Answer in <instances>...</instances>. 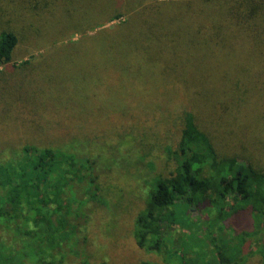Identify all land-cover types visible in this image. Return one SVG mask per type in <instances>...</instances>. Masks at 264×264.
<instances>
[{
  "label": "rangeland",
  "instance_id": "rangeland-1",
  "mask_svg": "<svg viewBox=\"0 0 264 264\" xmlns=\"http://www.w3.org/2000/svg\"><path fill=\"white\" fill-rule=\"evenodd\" d=\"M181 1L0 0V30L11 27L18 36L11 61L0 64V148L4 146L7 154L8 144L38 142L72 146L76 153L95 157L92 181L88 182L91 192L84 189L86 180L77 190L82 213L74 220L77 232L71 239L72 249L64 256L52 249L57 264L86 260L178 264L164 262L169 253L166 247L163 253L138 247L132 227L153 187L155 173H166L172 167L165 159L164 146L158 148L157 144L179 137L175 119L185 106L204 121L203 127L209 130L218 151L264 166V127L259 129V121H248L247 112L236 107L230 110L227 121H215L212 111L198 102L199 96L195 100L175 96L181 91L195 94V86L206 72L235 71L244 65L235 60L244 61L245 52L253 54L249 45L237 38L239 33L227 37L225 50L213 52L191 44L192 39L206 34L212 18L205 17V3L183 0L194 1L192 8L184 9L178 6ZM150 4L153 6L148 7ZM126 19L130 22L118 25ZM235 41L241 43L233 47ZM183 48L180 57L188 58L175 57L171 70L181 72L184 78L188 72L195 80L187 79L179 92L152 89L167 71L172 53L178 55ZM131 75L140 81H131ZM138 82L142 84L137 86ZM140 87L144 89L133 95ZM143 93L141 103L154 102L156 108L132 109L136 97ZM125 112L129 113L123 120ZM125 130L131 134L127 140L132 144L126 151L117 149V138ZM223 132L229 134L225 139ZM141 136L154 143L146 156L132 151ZM3 157L5 154L0 155ZM205 206L196 207L197 213L188 219L191 208L175 206L169 214L181 237L182 253L192 255L194 243L204 260L205 256L214 260L213 246L204 255L198 248L209 241L205 231L197 230L200 224L208 226L226 250H237L236 259L241 264H264V235L256 232L257 224L248 209L216 223ZM242 232L246 233L243 239ZM172 234L174 242L176 234ZM66 248L62 244V249Z\"/></svg>",
  "mask_w": 264,
  "mask_h": 264
},
{
  "label": "trees",
  "instance_id": "trees-1",
  "mask_svg": "<svg viewBox=\"0 0 264 264\" xmlns=\"http://www.w3.org/2000/svg\"><path fill=\"white\" fill-rule=\"evenodd\" d=\"M193 2L182 0L178 6L190 9ZM200 2L211 9L207 8L205 17L212 18V22L205 28L206 34L195 41L192 39L191 44H199L204 50L207 48L213 52L225 50L227 37H234L239 33L241 37L237 38L247 43L253 54L245 52L244 61L235 60L234 63L244 64L242 67L237 66L235 71H220L218 74L206 72V77L200 79L195 86V94L181 91L175 96L179 99L188 96V100H195L199 96L198 102L212 111L215 121H227L232 108L244 110L248 121H259V129L263 131L264 0H199ZM151 6L153 4L148 7ZM209 10L212 12L211 17L208 16ZM129 22L126 19L118 25ZM17 42L18 36L11 27L0 30V64L11 61ZM174 42L175 40L171 41ZM241 42L235 41L233 47ZM184 50L185 48L181 49L178 55L172 53L170 68L151 85L152 89L164 88L166 91L169 88L171 92H179L186 85L187 79L195 80L188 72L184 78L181 72L171 70L174 69L171 64L173 59L179 58ZM185 57L188 58V55L180 58ZM131 76V81H140L137 76ZM141 84L138 82L137 86ZM142 89L144 88H137L133 95ZM144 94L136 97L137 103L132 104V109L144 111L146 107H157L154 102L141 103ZM186 107L181 109V114L175 119L179 137L164 145L156 143L158 148L164 146L165 159L171 162L172 167L166 173H155L151 181L153 187L148 191L144 206L135 216L132 236L138 247L148 251L163 253L166 247L169 253L168 257L163 258L165 263L241 264L236 259L237 250H226L211 229L200 224L197 230L205 231L209 241L198 248L204 255L213 246L214 260L207 259L206 256L204 260L195 250L197 246L194 243L192 255L182 253L178 243L181 237L177 236V227L169 214L175 206L185 207L186 210L191 208L186 218L188 219L197 213L196 207L206 205L205 208L211 213L210 219L216 223H224L230 214L248 209L252 220L257 224L256 232L264 235V166L251 160L242 162L235 155H225L227 153L218 151L209 130L203 127L204 121L196 115L195 110ZM128 113L122 114L123 120ZM222 135L224 139L229 136L227 132ZM127 136L131 134L125 130L121 132V137H115L120 144L117 149H129L132 144ZM144 138L147 140L143 136L136 139L132 150L134 154L146 156L150 153L154 143L149 141L150 138ZM8 145L7 154L3 150L4 146L0 148V155L5 154V157L0 158V264H26V261L57 264V257L52 249H56L60 256L68 254L72 249L71 239L77 232L74 220L82 213V202L78 200L77 190L80 183L86 180L84 189L91 192L88 182L92 181L95 157L87 153H76L71 150L72 146L57 147L38 142ZM172 232L176 234L174 242ZM245 234H240L242 239ZM62 244L67 247L66 250L62 249ZM261 247L264 248V240ZM227 251L232 253L231 256ZM81 264L104 263L86 260ZM138 264L156 263L141 260Z\"/></svg>",
  "mask_w": 264,
  "mask_h": 264
}]
</instances>
